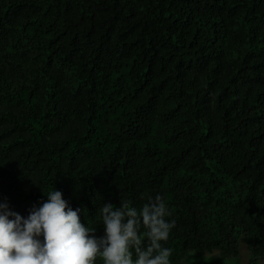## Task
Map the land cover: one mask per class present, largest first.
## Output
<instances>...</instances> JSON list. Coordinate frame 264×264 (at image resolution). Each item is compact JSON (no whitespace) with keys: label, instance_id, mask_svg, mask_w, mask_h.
Returning <instances> with one entry per match:
<instances>
[{"label":"trees","instance_id":"16d2710c","mask_svg":"<svg viewBox=\"0 0 264 264\" xmlns=\"http://www.w3.org/2000/svg\"><path fill=\"white\" fill-rule=\"evenodd\" d=\"M54 188L98 237L162 195L173 264L263 262L264 0H0V202Z\"/></svg>","mask_w":264,"mask_h":264},{"label":"clouds","instance_id":"9594fccd","mask_svg":"<svg viewBox=\"0 0 264 264\" xmlns=\"http://www.w3.org/2000/svg\"><path fill=\"white\" fill-rule=\"evenodd\" d=\"M45 195L27 217L11 210L6 198L0 202V264H173L165 244L176 224L162 195L150 196L139 209L124 200L118 207L103 203L99 237L61 191Z\"/></svg>","mask_w":264,"mask_h":264},{"label":"rangeland","instance_id":"374dc122","mask_svg":"<svg viewBox=\"0 0 264 264\" xmlns=\"http://www.w3.org/2000/svg\"><path fill=\"white\" fill-rule=\"evenodd\" d=\"M198 264H250V263H249V254L247 251V247L245 245H241L240 254L237 258H233L230 260H221L220 258L217 259L215 257H210L208 258L207 261H205V263L202 262ZM257 264H264V261L259 262Z\"/></svg>","mask_w":264,"mask_h":264}]
</instances>
